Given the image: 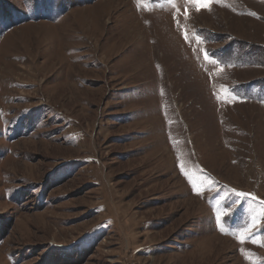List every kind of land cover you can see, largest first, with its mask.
Segmentation results:
<instances>
[{"label": "rangeland", "instance_id": "374dc122", "mask_svg": "<svg viewBox=\"0 0 264 264\" xmlns=\"http://www.w3.org/2000/svg\"><path fill=\"white\" fill-rule=\"evenodd\" d=\"M262 202L264 0H0V264H264Z\"/></svg>", "mask_w": 264, "mask_h": 264}, {"label": "snow or ice", "instance_id": "6c2138e0", "mask_svg": "<svg viewBox=\"0 0 264 264\" xmlns=\"http://www.w3.org/2000/svg\"><path fill=\"white\" fill-rule=\"evenodd\" d=\"M192 2L195 4L196 6V10L200 11L201 9H209L210 10V6L213 2V0H192ZM206 58H207V53L205 54ZM193 187L195 188V185H193ZM239 195H244L243 193H240ZM264 203V202H262Z\"/></svg>", "mask_w": 264, "mask_h": 264}]
</instances>
